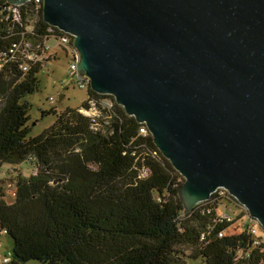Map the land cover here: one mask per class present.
<instances>
[{
    "label": "trees",
    "instance_id": "16d2710c",
    "mask_svg": "<svg viewBox=\"0 0 264 264\" xmlns=\"http://www.w3.org/2000/svg\"><path fill=\"white\" fill-rule=\"evenodd\" d=\"M34 8L0 12V170L12 166L0 181V233L13 242L3 264H264L259 224L222 210L237 203L223 189L187 212L184 179L113 96L89 88L80 108L43 112L55 122L30 137L26 98L53 55L28 56L50 52L61 33Z\"/></svg>",
    "mask_w": 264,
    "mask_h": 264
},
{
    "label": "water",
    "instance_id": "95a60500",
    "mask_svg": "<svg viewBox=\"0 0 264 264\" xmlns=\"http://www.w3.org/2000/svg\"><path fill=\"white\" fill-rule=\"evenodd\" d=\"M43 17L146 125L187 212L223 189L264 229V0H43Z\"/></svg>",
    "mask_w": 264,
    "mask_h": 264
},
{
    "label": "rangeland",
    "instance_id": "374dc122",
    "mask_svg": "<svg viewBox=\"0 0 264 264\" xmlns=\"http://www.w3.org/2000/svg\"><path fill=\"white\" fill-rule=\"evenodd\" d=\"M48 47L52 51H58V58L52 60L40 71L39 79L41 83V91L26 98L32 105L30 112V127L32 132L30 137L39 136L45 129L50 127L56 120L53 115L43 117V112L50 111L55 108L57 112H63L67 109H78L87 100L88 93L86 89H80L72 76L69 75L71 57H67L64 51L58 46L56 40L51 38L48 42ZM64 95V100L60 101V96ZM51 98L54 99V104L51 103ZM12 166L4 164L0 170V181L10 178L8 170ZM25 176L31 174V168L24 164L22 167ZM9 201L13 200L14 193L12 190L7 192ZM227 209L234 216L245 213L246 209L238 202H231L222 206V210ZM262 228V227H261ZM257 226L256 230L260 236L264 237V229ZM0 264H3L6 258L12 255L13 242L6 235L0 233ZM28 264H39L30 262ZM187 264H202L201 260H189Z\"/></svg>",
    "mask_w": 264,
    "mask_h": 264
},
{
    "label": "built area",
    "instance_id": "2783aa9c",
    "mask_svg": "<svg viewBox=\"0 0 264 264\" xmlns=\"http://www.w3.org/2000/svg\"><path fill=\"white\" fill-rule=\"evenodd\" d=\"M29 4H33L35 6L34 10L32 12H39L41 9L43 10V0H29L25 4L21 5H15L10 3L8 0H0V12H8L15 14L18 12V9L25 8L29 6ZM28 12V11H25ZM61 31V30H60ZM54 40H56L58 46L66 53L67 57H71V64L69 69V75L72 76L74 81L76 82V85L80 89H89L90 88V80L85 77L81 76L78 72V64L81 60V55L78 52V50L74 47V37L68 33H65L61 31V33L54 37ZM29 47L33 48L34 50L38 51L40 49V46H34L33 44H28ZM50 50V48L47 46V50ZM46 50V49H45ZM48 50V51H49ZM51 52L42 53L41 55H35V53H31L28 58L33 61H44L50 59ZM54 100L52 99V102ZM94 106V104H93ZM86 115L94 116L96 113V109H93L91 112L83 111ZM142 132H145L144 129H142ZM254 221V220H253ZM255 222V221H254ZM257 223V222H255ZM255 233V230L253 231Z\"/></svg>",
    "mask_w": 264,
    "mask_h": 264
},
{
    "label": "crops",
    "instance_id": "0c3cea01",
    "mask_svg": "<svg viewBox=\"0 0 264 264\" xmlns=\"http://www.w3.org/2000/svg\"><path fill=\"white\" fill-rule=\"evenodd\" d=\"M50 52H51V54L53 55L52 56V60H56L57 58H58V51H52L51 49H50ZM1 234H5V233H1ZM0 247H1V243H0ZM5 260H7V259H5ZM5 262V261H4Z\"/></svg>",
    "mask_w": 264,
    "mask_h": 264
},
{
    "label": "clouds",
    "instance_id": "9594fccd",
    "mask_svg": "<svg viewBox=\"0 0 264 264\" xmlns=\"http://www.w3.org/2000/svg\"><path fill=\"white\" fill-rule=\"evenodd\" d=\"M251 218V217H250ZM252 219V218H251Z\"/></svg>",
    "mask_w": 264,
    "mask_h": 264
}]
</instances>
